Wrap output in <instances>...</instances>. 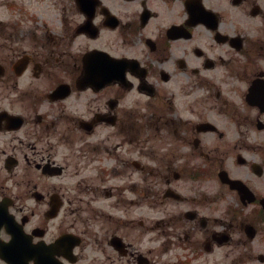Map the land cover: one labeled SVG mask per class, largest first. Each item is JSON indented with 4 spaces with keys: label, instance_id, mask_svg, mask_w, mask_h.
<instances>
[{
    "label": "flooded vegetation",
    "instance_id": "flooded-vegetation-1",
    "mask_svg": "<svg viewBox=\"0 0 264 264\" xmlns=\"http://www.w3.org/2000/svg\"><path fill=\"white\" fill-rule=\"evenodd\" d=\"M0 264H264V0H0Z\"/></svg>",
    "mask_w": 264,
    "mask_h": 264
}]
</instances>
